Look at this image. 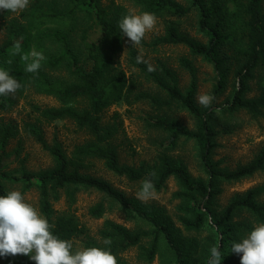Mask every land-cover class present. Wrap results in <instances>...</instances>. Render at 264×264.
<instances>
[{
  "label": "trees",
  "instance_id": "trees-1",
  "mask_svg": "<svg viewBox=\"0 0 264 264\" xmlns=\"http://www.w3.org/2000/svg\"><path fill=\"white\" fill-rule=\"evenodd\" d=\"M35 1L29 10L20 14V19L5 21L6 39L0 45V69L7 70L19 81L21 87L16 95L21 97L33 91L59 103L57 107L45 108L33 105L34 121L23 125L24 132L41 145L54 166L37 172L24 168L10 169L6 148L19 129L0 119V196L9 193V185H18L22 196L35 190L39 213L54 225V235L73 242V252L76 251L75 239L82 238L84 249L96 247L110 251L117 264L126 263L122 255L132 248L140 249L139 257L145 262H151L163 250L175 264H194L195 241L179 243L169 223L149 215L109 182L87 175L85 171L90 160L98 159L104 162L108 171L129 182L152 179L156 192L173 178L179 186L174 198L180 201L181 225L188 232H200L209 227L218 240L216 246H219L223 257L221 264H232L239 255L231 252V244L242 241L256 226L264 223V202H260L264 186L236 195L223 209L217 204V196L222 192V184L240 182L264 171V145L248 164L233 171L222 169L221 161L213 160L218 135L216 111L212 107L197 105L195 69L188 58L179 60L180 67L191 77L183 92L175 74L163 63L157 62L156 70L149 72L147 64H138L137 55L131 52L130 65L138 71V76L156 85L165 94V99L144 92L135 94L134 74L127 76L117 61L127 38L118 24L125 15L131 14L122 3L115 0ZM188 1L189 6L175 0H127L156 17H169L164 33L150 43L142 41L141 46L151 49L183 46L192 57H200L211 64L217 74L214 96L225 90L228 73L234 66L233 92L222 110L230 114L244 111L252 118H264V0ZM192 9L197 11V30L204 41L184 33L180 23L172 20L187 16ZM8 13L0 11V20L6 19ZM78 32L84 51L82 60L74 45ZM91 34H94V39H91ZM17 40L21 43V53L13 55V45ZM33 49L46 57L35 74L25 71L26 63L31 61L21 59V55ZM59 70L66 73V80L53 78L51 72ZM257 71L261 73L258 78L260 93L248 98V82L255 79ZM138 101H149L157 109L170 108L175 104L191 116L195 122L192 130L170 116L150 117L147 124L166 134L167 150H174L181 140L192 141L206 178H192L184 166L175 164L166 155L160 158L155 168H136L119 163L117 149L112 143L118 127L115 123L105 124L103 115L112 106L121 103L132 105ZM11 107L9 96H0V110L7 111ZM62 120L75 123L90 137L88 142L76 146L70 154L60 144H48L44 138L42 125ZM152 170L156 172L155 177L148 176ZM80 191L103 195L102 201L89 208L91 218H102L107 211L104 201H108L111 206L130 213L136 226L129 229L106 220L98 238L90 236L87 227L71 210ZM62 196L68 209L57 211L53 205ZM104 239H111L112 243L105 245ZM144 242H147L146 247ZM208 260L204 264H208ZM5 264L35 262L28 256L17 255ZM237 264H240V258Z\"/></svg>",
  "mask_w": 264,
  "mask_h": 264
},
{
  "label": "rangeland",
  "instance_id": "rangeland-1",
  "mask_svg": "<svg viewBox=\"0 0 264 264\" xmlns=\"http://www.w3.org/2000/svg\"><path fill=\"white\" fill-rule=\"evenodd\" d=\"M115 1L125 5L131 14H141L144 12L139 7L127 2V0ZM175 1L183 6L190 5L188 0ZM35 2V0H30V6L22 12L29 10ZM0 11L3 12V10ZM22 12L15 14L9 12L6 15V19L0 20V45L6 39L5 21L13 18L20 19ZM168 20L169 17L167 16L157 17L155 28L145 36L143 41L150 43L156 37L161 36L164 33ZM172 20H177L180 23L181 30L184 33L204 41V38L197 30L196 10L192 9L187 16L180 19L173 18ZM79 35V32L75 35L77 39L74 45L80 53L82 60L84 51L83 46H81V40L78 38ZM91 39H94V34H91ZM131 52H134L136 55H142L143 59L148 61L154 68H156L157 62L163 63L175 74L179 88L183 92L187 89L191 77L187 70L180 67L179 60L181 58L190 59L195 69L197 84L196 103L199 94L207 93L214 96L217 74L213 66L202 58L192 57L183 46H162L151 49L141 45L132 46L127 42L126 38L124 49L118 56L117 61L119 67L127 76H130L132 73L134 74L136 79L135 94L144 92L150 96L165 99V94L156 85L138 76V71L130 65ZM234 71L235 67L231 66L225 90L218 96H214L215 100L211 106L216 111L215 129L218 133L212 158L214 161H221V168L228 171H233L238 166L248 164L264 145V118H252L244 111L230 114L222 110L223 105L233 92ZM51 74L54 79L66 80L68 78L62 70L51 72ZM260 74L257 71L255 79L248 82L249 92L246 94L248 98L259 95L258 78ZM9 99L12 102V107L7 111L0 110V119H3L6 123H12L19 129L17 136L9 141L6 148L10 169L24 168L27 171L37 172L52 168L54 166L52 158L33 137L24 132L23 125L34 121L33 105L45 108L57 107L59 103L53 98L37 95L33 91H28L21 97L15 94L14 96H9ZM197 105L204 108L198 103ZM157 116H170L191 130L195 126V122L191 116L175 104L170 108L157 109L149 101H138L132 105L121 103L110 107L104 113L103 122L105 124L115 123L118 127L112 143L117 149L119 163L136 168L142 166L148 169L155 168L159 165L160 158L166 155L175 164L184 166L192 178H206L197 149L192 141L181 140L174 150L166 149V134L147 124V120L150 117ZM42 129L47 143L60 144L67 154H70L76 146L90 140L87 133L79 130L75 123L68 120L44 124L42 125ZM89 164V168L85 171L87 175L106 180L149 215L159 218L164 223H169L179 243L185 244L188 241H195L193 244L196 250L193 258L194 264H204L211 258L210 249L217 245L218 240L215 239V235L209 227L200 232H188L181 225L179 221L180 212L178 210L180 201L174 198V194L179 190V186L173 178H170L164 187L156 192L155 198L145 202L136 196V193L140 190L141 182L132 183L124 177H118L108 171L101 160L92 159L89 161ZM257 186H264V171L258 172L240 182L222 184L220 186L222 192L217 196L219 208L223 209L233 197ZM8 190L9 192H20V187L18 185H9ZM23 197L26 203L32 204L38 210V195L35 190L24 194ZM102 200L103 195L99 193L80 191L76 194V202L71 207L72 212L77 216L79 221L87 227L90 236L98 238V232L106 220L121 224L129 229H133L136 226V221L130 213L121 210L117 206H111L108 201H104L107 211L103 217L100 219L91 218L88 215L89 208ZM260 202H264V195L260 198ZM53 206L57 211L68 209L64 196L55 202ZM209 224H212L211 221H209ZM83 243L84 240L82 238L75 239V250L84 249ZM143 246L146 247L147 242H144ZM139 255L140 249L132 248L123 253L122 256L126 262L125 264H175L173 259L163 250L151 262L141 260ZM15 258L12 256L0 257V264H5L8 260ZM239 258L240 256H238ZM238 259H234L232 264H237Z\"/></svg>",
  "mask_w": 264,
  "mask_h": 264
},
{
  "label": "clouds",
  "instance_id": "clouds-1",
  "mask_svg": "<svg viewBox=\"0 0 264 264\" xmlns=\"http://www.w3.org/2000/svg\"><path fill=\"white\" fill-rule=\"evenodd\" d=\"M30 6V0H0V10L19 13ZM157 24L154 13L125 15L118 24L123 36L132 46H140L145 36ZM22 39V37H21ZM13 55L21 53V43L17 40L13 45ZM26 63L25 71L38 73L41 62L46 59L42 52L33 49L21 55ZM136 62L145 63L148 71L156 69L142 55H137ZM11 63V60L8 61ZM19 81L11 76L7 70L0 69V96H14L20 89ZM215 97L202 93L197 96V103L204 108H211ZM155 177L154 170L148 173ZM155 186L150 178L141 182L136 196L141 201H148L156 197ZM54 225L42 216L32 204L26 203L19 191H11L6 196H0V257L28 256L35 264H117L116 257L101 248L91 247L75 252L73 242L59 239L52 233ZM219 231V229H217ZM105 245L112 243L111 239H104ZM231 252L240 256V264H264V223L259 224L249 235L240 242L231 244ZM211 258L208 264H221L222 254L219 246L210 249Z\"/></svg>",
  "mask_w": 264,
  "mask_h": 264
}]
</instances>
